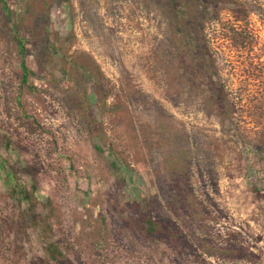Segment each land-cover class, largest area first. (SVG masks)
Returning a JSON list of instances; mask_svg holds the SVG:
<instances>
[{
	"label": "rangeland",
	"instance_id": "1",
	"mask_svg": "<svg viewBox=\"0 0 264 264\" xmlns=\"http://www.w3.org/2000/svg\"><path fill=\"white\" fill-rule=\"evenodd\" d=\"M168 2L0 0V264H264V153L245 140L264 142V118L249 122L247 112L264 92L258 7L251 20L263 78L244 53L217 51L234 100L223 119L188 83ZM22 60L32 89L21 83ZM178 166L186 175L170 169ZM173 176L195 199L190 214ZM31 186L34 206L21 192ZM47 199L58 262L29 218L47 214ZM138 201L187 243L173 249L127 228Z\"/></svg>",
	"mask_w": 264,
	"mask_h": 264
},
{
	"label": "trees",
	"instance_id": "2",
	"mask_svg": "<svg viewBox=\"0 0 264 264\" xmlns=\"http://www.w3.org/2000/svg\"><path fill=\"white\" fill-rule=\"evenodd\" d=\"M229 4V5H227ZM229 6L227 9L223 6ZM258 7V18L264 32V0H169L167 11L174 18V43L176 45L179 60L188 77L189 85L199 93L205 100L207 107L217 116L223 119H230L233 116V99L232 91L225 83L222 77V68L219 65V47L224 48L223 44L229 45V52H237L246 56V64L252 72L253 77H262L259 75V65L262 61H256V46L259 42V32L251 20V6ZM226 11L229 17L219 19L218 11ZM208 25H213V33L207 34ZM14 38L19 46L21 55L25 52V40L18 37L14 32ZM264 75V63H263ZM21 83L28 89H32L29 83L30 76L34 73L21 61ZM252 71V70H251ZM263 78V77H262ZM258 95V97H256ZM251 96L253 103L248 105L249 122L257 118H264V92H259ZM255 102H257L255 104ZM259 104V105H258ZM255 146L260 153H264V142L246 139ZM113 156V155H112ZM112 168L117 170L114 163ZM32 167H27L24 172L27 176H32ZM171 170L187 173L185 166H178ZM184 175V176H185ZM174 190L177 201L180 204V210L190 214L194 208V197L190 190H187L183 184L186 181H177L178 177L173 176ZM185 178V177H184ZM35 186L29 190H21L25 202L29 206H34L39 197L36 194ZM47 214L29 216L30 221L38 230V236L45 246V253L52 262H58L63 258L60 244L55 239L58 225L55 221V208L52 201L47 199ZM136 216L133 220L125 219L124 224L127 228L135 231L144 240L147 241H165L173 249L180 248L183 243H187L185 237L180 235L177 228L167 222L152 219L147 208L141 201L135 202L133 206ZM223 250V249H221ZM220 250V251H221ZM224 252L234 253L233 250H223ZM243 259L247 262L255 263L254 255L246 254L243 251ZM47 263V262H46Z\"/></svg>",
	"mask_w": 264,
	"mask_h": 264
}]
</instances>
